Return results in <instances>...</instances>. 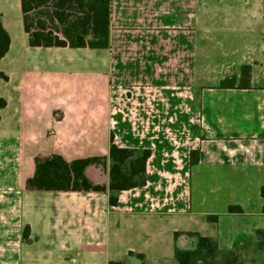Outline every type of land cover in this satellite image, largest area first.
<instances>
[{
	"label": "crops",
	"instance_id": "obj_1",
	"mask_svg": "<svg viewBox=\"0 0 264 264\" xmlns=\"http://www.w3.org/2000/svg\"><path fill=\"white\" fill-rule=\"evenodd\" d=\"M0 13L11 36L0 61V158L11 170L0 193V264H177L175 246L187 249L177 232L214 237L221 251L241 247L245 258L258 249L238 224L264 233V0H112L109 48L28 44L63 52L59 65L94 81L46 89L24 69L1 68L16 29L1 3ZM243 66L251 71L239 88ZM233 77L235 88L221 87ZM112 140L151 151L147 184L120 192L117 206L109 193L27 189L37 157H109ZM87 175L107 186L109 161L105 176L96 166ZM198 217L218 231L180 227ZM223 225L238 234L223 236Z\"/></svg>",
	"mask_w": 264,
	"mask_h": 264
},
{
	"label": "trees",
	"instance_id": "obj_2",
	"mask_svg": "<svg viewBox=\"0 0 264 264\" xmlns=\"http://www.w3.org/2000/svg\"><path fill=\"white\" fill-rule=\"evenodd\" d=\"M24 31L30 47H69L107 49L110 46L112 0H20ZM11 46V36L5 29L0 13V61ZM251 67H242L239 88L247 87ZM0 79H6L0 72ZM247 80V81H246ZM222 88H235L237 78L221 82ZM7 105L0 96V111ZM1 120V117H0ZM149 150L121 148L112 140L109 157H91L67 162L58 154L35 159V173L27 181V189L44 192H102L109 193L111 206H117L119 193L147 184V161ZM200 152L192 151L190 163L199 162ZM109 161V184H95L87 175L91 166L107 167ZM230 214L242 215L240 206H230ZM219 216H209L208 221L217 223ZM261 233L260 248L264 246ZM185 235L194 238L192 248L175 246L177 264H244L237 249L221 251L218 240L198 232H177L175 240ZM30 228L23 231V240L28 241ZM130 253L129 256H133ZM144 260L141 254L136 255ZM109 264H127L126 261Z\"/></svg>",
	"mask_w": 264,
	"mask_h": 264
},
{
	"label": "rangeland",
	"instance_id": "obj_3",
	"mask_svg": "<svg viewBox=\"0 0 264 264\" xmlns=\"http://www.w3.org/2000/svg\"><path fill=\"white\" fill-rule=\"evenodd\" d=\"M0 3L4 9V12L14 21L15 31L13 33V37L15 40L14 51L12 54V60L10 63L2 64L1 68L6 67V70H13L15 72H20L24 69V72L28 74L31 78L36 80L42 89L48 88L53 81L54 86L58 87L63 81H70L74 83L75 87L80 86V84L87 83L93 84L94 81L92 79L86 80L84 78H80L77 75V71H70L65 69V66L59 65L60 61L58 59L64 58L65 54L61 51H56V49H32L28 47L27 36L22 28V13L20 8V0H0ZM64 73V74H63ZM195 122V121H194ZM196 124V123H195ZM101 172V176H105L106 167L99 166L98 167ZM10 168L7 164L0 158V193L4 189L6 182L3 180L9 172ZM194 198H196V192L193 193ZM242 222V223H241ZM238 224L239 228L236 226H225L221 227L220 231L223 236L233 237L238 234V230L241 226H244L246 230H248L255 239V248L257 246V250L254 249V253L244 257L242 254V259L245 261L244 264H264V250L260 251V242H261V233L263 232L259 230V225L257 226L256 222L249 221L247 219L241 220ZM181 228L183 230L190 231H199L205 233H211L213 230L218 231V229L210 224L203 222L200 217H198L195 222H187L183 221L180 223ZM256 227V228H255ZM261 227V226H260ZM238 228V230H237ZM206 229V230H204ZM240 233V232H239ZM182 245L185 248H192L195 239L190 238L188 236H182ZM239 247L237 250H240ZM173 250V248H172ZM248 253V252H246Z\"/></svg>",
	"mask_w": 264,
	"mask_h": 264
}]
</instances>
